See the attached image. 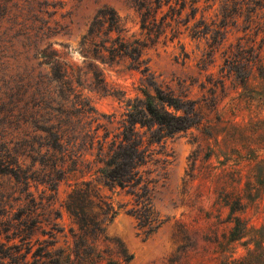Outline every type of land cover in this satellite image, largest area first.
Returning a JSON list of instances; mask_svg holds the SVG:
<instances>
[{
  "label": "rangeland",
  "instance_id": "1",
  "mask_svg": "<svg viewBox=\"0 0 264 264\" xmlns=\"http://www.w3.org/2000/svg\"><path fill=\"white\" fill-rule=\"evenodd\" d=\"M200 4V8L204 6ZM219 4L216 0L204 12L208 23L211 19L214 25L219 23V16H213ZM130 5V0H0V124L3 114L9 113L11 128L20 125L28 130L24 135L27 144L22 146L27 154L18 156V173L14 174L15 166L13 174L2 171L0 163V264H45L46 253L55 249L72 258L73 233L77 230L63 202L74 183L82 180L89 181L93 189L85 209L94 213L95 205L102 203L115 209L112 219L105 221V238L96 242L102 259L92 264L116 260L120 248L132 254L127 264H217L230 251L232 257H239L252 249L251 243L241 244L247 237L228 245L232 248L227 251L219 252L215 247L231 225L223 200L226 195L243 194V182L251 170L244 157L257 153L264 159V106L259 103L264 89V37L260 31L246 28L244 15L235 22L228 18L219 27L221 35L225 32V40L211 51L206 38H191L187 31L171 42H158L143 51L156 84L194 100L197 110L194 125L163 135L149 146L151 160L142 169L147 170L144 177L153 180L149 183L151 203L163 222L148 236L126 213L131 196L104 183L99 173L103 167L99 159L104 153L97 154L95 142L90 149H80V155L69 162L59 152L45 153L40 132L17 123V110L28 100L30 79L38 71L48 72L33 56L35 28L57 23L58 32L38 45L50 43L61 60L84 71L80 97L92 111L82 117L81 124L86 129L98 126L97 135L106 132L110 139L129 108L127 104L142 97L140 89L152 94L153 90L141 71L124 57L97 63L102 86L91 84L86 66L90 60H82V51L92 57V46L83 49L79 43L88 22L103 7L113 8L128 35H136L137 16ZM257 52L259 62L253 58ZM236 56L247 60L235 61ZM138 130L148 132L146 127ZM253 171L257 173L259 166ZM252 199L244 212L235 213L260 229L262 257L256 264H264V189L255 192Z\"/></svg>",
  "mask_w": 264,
  "mask_h": 264
},
{
  "label": "trees",
  "instance_id": "2",
  "mask_svg": "<svg viewBox=\"0 0 264 264\" xmlns=\"http://www.w3.org/2000/svg\"><path fill=\"white\" fill-rule=\"evenodd\" d=\"M216 0H130V6L137 16V34H129L124 22L113 8L103 7L96 11L87 24L86 30L80 39V48L85 49L91 45L92 57L82 51L83 61L90 72V83L98 88L102 86L101 71L97 63L113 61L117 58H127L131 65L138 68L144 75L146 85L153 94L146 89H140L141 98L136 97L127 105L129 108L124 113L117 131L110 135L104 132L101 137L96 133L97 128L82 126L81 119L92 108L80 97V68L61 60L58 53L45 43L39 47V42L49 34L57 33L59 24L54 27L42 24L35 28L33 43V56L39 58L38 66L47 67L48 72L38 71L31 84L27 85L28 100H26L16 114L17 123L28 124L33 131H39L45 153H55L67 157L73 162V156L80 155L82 148H92L97 144V154L104 153L103 167L99 169L103 181L110 187L125 190L131 196V206L126 213L136 221V226L142 229L145 236L155 232L162 224V217L154 210L151 203L152 179L144 177L147 170L142 169L151 160L152 150L149 146L158 142L161 136L186 130L197 122L195 101L175 95L172 90L157 85L150 76L146 59L142 57L147 47L158 42L162 44L171 42L182 31H187L191 38H206L210 51L215 44L225 40V32L221 35L219 27L226 24L231 18L235 22L237 17L244 15L246 28L260 31L264 37V0H218V11L213 13L219 23L214 25L206 21L205 11L209 10ZM211 2V3H209ZM200 3L204 6L200 8ZM199 11L198 17L196 13ZM254 17L255 20L252 18ZM64 28V27H61ZM182 28V29H181ZM60 30V29H59ZM39 31H41L39 33ZM208 37V38H207ZM248 49L253 51V45ZM208 54V52H207ZM259 62V52L253 57ZM247 60V57L236 56L235 61ZM256 69L260 73V65ZM244 80V78L242 79ZM29 99L32 104L29 106ZM259 103L264 106V89L259 97ZM11 115L4 113L0 124V163L2 171L13 174L12 166L19 170L18 156H23L26 151L27 140L24 135L27 128L17 125L11 128L9 119ZM264 121V120H263ZM152 126L155 128L151 129ZM146 127L148 132L140 133L138 128ZM146 135V139H143ZM251 170L246 174L243 182V194H236L228 198L225 196L224 205L227 206L229 225L226 232L216 240L215 247L219 252L227 251L233 242L247 237L242 245L252 244V249L245 255L232 257L233 251L226 255L217 264H256L262 257L260 229L255 227L248 219L239 214L245 211L247 202H251L253 194L264 189V159L257 153L252 157H244ZM259 166V171L254 173L253 167ZM227 172V171H226ZM93 191L90 182L82 180L75 182L66 194L63 206L76 224L73 233L72 258L64 254L63 250L55 249L47 252L45 264H92L102 259V251L96 242L105 237L103 235L105 221L112 219L115 214L113 206L102 203L95 205L97 211L85 209V202ZM246 201V202H244ZM87 238L90 243L87 244ZM116 260H107L105 264H127L132 258L131 253L124 249L116 251Z\"/></svg>",
  "mask_w": 264,
  "mask_h": 264
}]
</instances>
